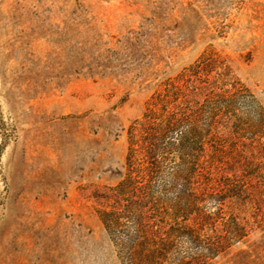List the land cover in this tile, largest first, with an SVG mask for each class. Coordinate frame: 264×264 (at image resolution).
<instances>
[{
	"label": "rangeland",
	"instance_id": "1",
	"mask_svg": "<svg viewBox=\"0 0 264 264\" xmlns=\"http://www.w3.org/2000/svg\"><path fill=\"white\" fill-rule=\"evenodd\" d=\"M178 88L198 117L146 157L143 124ZM221 93L247 236L205 264H264V0H0V264H130L138 214L183 223L177 140ZM205 249L179 235L163 264Z\"/></svg>",
	"mask_w": 264,
	"mask_h": 264
},
{
	"label": "trees",
	"instance_id": "2",
	"mask_svg": "<svg viewBox=\"0 0 264 264\" xmlns=\"http://www.w3.org/2000/svg\"><path fill=\"white\" fill-rule=\"evenodd\" d=\"M183 91H185L183 88H178L174 94L176 97L172 95L174 98L169 103L173 105V112L166 119L156 123L150 117L143 124L142 141L144 145L152 146L148 148L144 146L146 157L154 151L152 141L158 135L172 134L183 124L195 121L198 117L194 111L188 113L183 110L185 106L191 104L188 100L190 95L183 94ZM206 97V103L212 102L215 106L213 112L209 114L207 127L205 129L189 127L188 130L181 132L177 140L180 142L178 151L188 158L184 161L185 166L176 171L177 178L183 181V187L177 197L179 205L177 212L185 213L187 216H182L183 223L177 222L180 218L178 216L175 219L171 217L174 220L173 223H169V218L163 217L165 214L168 215L167 212L149 209L138 214L136 222L138 230L130 243V264H163L173 248L174 239L179 235L187 236L194 244L205 245L206 253L196 259L192 258V264H205L206 260L216 258L228 248L230 230L234 231L231 234L237 241L247 236V226L240 222V218L234 212L243 199L248 200V190L245 186L239 185L237 177L224 175L223 169L226 172V168H222L223 165L228 166L236 161L239 156L238 142L241 140L238 141L235 137L238 132H234L233 129L227 134L226 132L229 131L220 132L216 128L221 115L216 106L220 102L216 98L222 101L227 98V94ZM164 107L166 110L168 105ZM223 134L233 136L234 142L224 145L221 142ZM133 154L130 158L134 157ZM210 202L216 206L214 212L204 210L205 205ZM207 229L211 232V236L205 233Z\"/></svg>",
	"mask_w": 264,
	"mask_h": 264
}]
</instances>
